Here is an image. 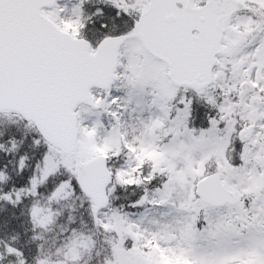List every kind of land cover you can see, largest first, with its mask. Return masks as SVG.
<instances>
[{
    "label": "snow or ice",
    "instance_id": "obj_1",
    "mask_svg": "<svg viewBox=\"0 0 264 264\" xmlns=\"http://www.w3.org/2000/svg\"><path fill=\"white\" fill-rule=\"evenodd\" d=\"M0 264H264V0H0Z\"/></svg>",
    "mask_w": 264,
    "mask_h": 264
}]
</instances>
